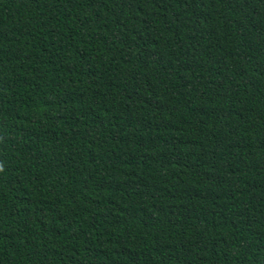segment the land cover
I'll list each match as a JSON object with an SVG mask.
<instances>
[{"label":"trees","instance_id":"obj_1","mask_svg":"<svg viewBox=\"0 0 264 264\" xmlns=\"http://www.w3.org/2000/svg\"><path fill=\"white\" fill-rule=\"evenodd\" d=\"M0 264H264V0H0Z\"/></svg>","mask_w":264,"mask_h":264}]
</instances>
